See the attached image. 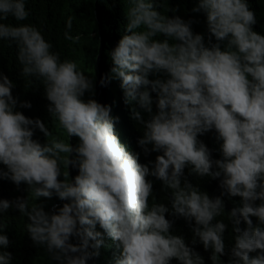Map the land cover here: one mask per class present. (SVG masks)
I'll use <instances>...</instances> for the list:
<instances>
[{"label": "clouds", "instance_id": "obj_1", "mask_svg": "<svg viewBox=\"0 0 264 264\" xmlns=\"http://www.w3.org/2000/svg\"><path fill=\"white\" fill-rule=\"evenodd\" d=\"M28 3L0 0V41L15 45L26 82L43 85L45 117L78 143L53 139L43 114L18 111L32 102L20 101L14 82L0 71V180L20 189L19 196L0 199V264H12L5 250L10 208L27 218L26 233L55 264L98 258L105 236L118 242L116 264H205L172 233L169 212L188 222L192 245L211 250L212 264H225L228 226L216 218L227 213L234 241L227 264H264V35L254 30L248 0H198L192 11L205 15L207 41L191 20L167 15V0H127V23L109 50L110 72H97L96 94L99 101L101 86L120 81L131 118L143 129L138 144L145 155L160 153L147 164L121 143L112 106L85 99L95 95V78L62 59L35 23H23L31 16ZM72 27L69 17L68 40ZM212 131L219 159L199 138ZM186 168L189 175L219 180L221 195L213 198L190 182ZM70 169L78 172L74 178ZM154 178L171 190V208L153 197ZM25 191L27 198L20 197ZM53 196L64 203L46 211L40 198ZM224 196L240 197L239 206L225 212Z\"/></svg>", "mask_w": 264, "mask_h": 264}, {"label": "trees", "instance_id": "obj_2", "mask_svg": "<svg viewBox=\"0 0 264 264\" xmlns=\"http://www.w3.org/2000/svg\"><path fill=\"white\" fill-rule=\"evenodd\" d=\"M197 2L198 0H167L168 8L170 9L167 15L169 17L178 15L185 21L191 20L194 33L204 34L207 41L206 17L203 13L192 11ZM248 2L250 9L255 12L257 17V24L253 26L254 30L264 35V0H248ZM126 3L127 0H29L27 7L31 10V16L23 23H35L43 31L45 38L54 45V49L60 52L62 59L67 58L75 61L85 74L95 78V95L86 93L85 99L94 98L97 100V72L99 70L101 77L110 72L112 61L109 56V50L116 46L125 29L127 23L125 14ZM171 9H176V11H171ZM160 10L163 11V7H160ZM69 17L73 19V27L69 31V35L73 37L72 40L66 39L64 35L66 20ZM8 22L16 23L13 20H9ZM77 36L79 37L78 41L75 39ZM0 71L14 82L12 91H16L20 101L32 102L31 108L18 106V111H22L30 118H38L40 114H43L42 120L48 124L49 129L53 127L55 130L53 139H61L65 143L73 145L78 143L77 137L69 138L64 129L57 125H52L50 119L45 117L46 109L42 98V94L45 93L44 87L39 81L33 82L29 80L26 82L25 78L20 75L21 69L16 60V47L15 45L9 46V42L7 41H0ZM150 78L154 79L156 77L152 76ZM152 95L155 100L156 93H152ZM99 97L98 102L112 106L111 115L113 118L118 117L115 120V133L121 143L132 154H138L141 164L155 161L156 156L160 153L152 152L145 155L142 147L138 144V140L143 136V129L142 126L131 118V106L124 103V93L120 87V81L113 79L107 86H101ZM153 107L155 111V103ZM144 115L147 118V114L145 113ZM199 138L212 151L214 159L221 158L218 151L219 142L215 139L214 131ZM0 167L3 166L0 165ZM70 172L73 178L78 174L76 169H70ZM188 173L189 169L186 168L185 176L187 179L194 185H199L201 190L207 191L211 197L214 198L221 195L222 189L219 187V180L199 178ZM60 179H63V176ZM152 182L153 197L158 202L164 203L171 208V190H165L162 182L155 178ZM9 192L17 196L20 195V189L11 181L0 180V199H9L4 195V193ZM20 197L27 198V191ZM40 199L45 203L46 211L52 204H57L56 211L64 203V201H60L55 196L50 200L46 198ZM223 199L225 201V212H230L233 207H237L240 204V197L229 198L224 196ZM166 217L174 221L171 229L172 233L183 236L186 243L194 247L201 254L205 264H212L210 259L211 250L206 251L200 243L192 245L193 233L188 222L182 217L173 216L171 212L167 213ZM4 219L8 223L5 234L10 240V244L5 250L12 253V264H55L43 248H39L33 244L26 233V217L21 216L18 210L10 208L4 214ZM216 219L223 220L228 226L224 233L226 254L221 257L225 264H227L230 248L234 242L232 239V223L228 220L227 213ZM252 219L254 224L257 223L255 217ZM240 227L243 229L247 225L242 221ZM97 230H101L99 226H97ZM104 240L105 243L100 250V256L90 259L87 264H116L120 258V249L117 247L118 242L113 241L107 236L104 237ZM255 254L253 253V255ZM172 264H179V261L174 259Z\"/></svg>", "mask_w": 264, "mask_h": 264}, {"label": "rangeland", "instance_id": "obj_3", "mask_svg": "<svg viewBox=\"0 0 264 264\" xmlns=\"http://www.w3.org/2000/svg\"><path fill=\"white\" fill-rule=\"evenodd\" d=\"M55 207H56V205H55V206H53V208L50 206V207H49L50 211H51L52 209H55ZM51 208H52V209H51Z\"/></svg>", "mask_w": 264, "mask_h": 264}]
</instances>
